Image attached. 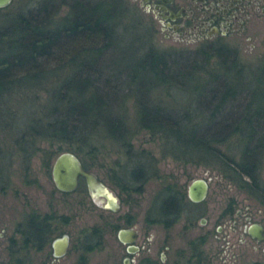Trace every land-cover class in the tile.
<instances>
[{"label": "trees", "instance_id": "16d2710c", "mask_svg": "<svg viewBox=\"0 0 264 264\" xmlns=\"http://www.w3.org/2000/svg\"><path fill=\"white\" fill-rule=\"evenodd\" d=\"M123 6L124 0H35L16 13L2 15L0 130L9 126V100L22 87L28 126L26 139L23 136L18 141L24 163L29 165L33 156L40 155L42 164L52 168L60 151L37 145L41 139L68 144V150L92 169L91 159L99 151L96 134H102L100 137L124 148L126 156L118 169L109 171L111 183L128 196L141 193L149 179L159 177L155 167L159 159L131 142V125L114 112L122 88L113 81L124 73L129 89L145 72L146 80L139 81L142 93L151 94L165 85L188 97L179 105H162L150 102L146 95L137 96L138 128L162 141V157L171 156L185 164H219L232 181L264 206V63L250 71L227 45L210 42L188 57L149 49L138 55L140 73L118 67L121 34L117 15ZM65 7L67 13L59 17ZM61 69L67 70L64 80L59 78ZM46 76L53 77L51 85L46 84ZM38 108L44 110L39 116ZM231 142L236 148L226 145ZM186 196L180 184L163 180L147 212V222L172 226L184 210ZM234 210L231 206L227 211ZM45 220L37 212L29 214L18 225L19 242L29 249L46 242L53 231ZM102 234L101 225L86 232L92 242L89 250L102 249ZM203 243L204 237L189 242L190 258L196 257L197 263L204 259Z\"/></svg>", "mask_w": 264, "mask_h": 264}, {"label": "rangeland", "instance_id": "374dc122", "mask_svg": "<svg viewBox=\"0 0 264 264\" xmlns=\"http://www.w3.org/2000/svg\"><path fill=\"white\" fill-rule=\"evenodd\" d=\"M34 1L13 0L10 5L0 8V21L3 14L16 13V9L26 8ZM112 5L116 6L117 1ZM67 10V7L63 8L58 16H64ZM247 12L249 16L243 24L245 29L240 26L233 34L215 39L218 41L215 42L217 46L227 45L229 51L238 54L248 70L254 71L264 63V13L251 6L240 16L247 15ZM117 16V31L121 34V41L118 42L120 52L116 65L124 69L143 72L139 67L138 55L142 56L149 49L165 51L175 57H188L195 56L194 51L205 44L204 39L194 32L180 35L162 25L153 8L145 6L142 0H124V6ZM105 59V63L107 61L113 67L111 60ZM66 71L59 70V78H63ZM144 73L140 74L139 81L146 80ZM52 78L46 76V84L51 85ZM126 79L124 73L114 78L113 83L122 88L121 98L115 101L114 112L127 119L131 125L134 147L147 149L159 159L155 166L159 177L149 179L141 193L133 192L129 196L121 193L111 183L109 171L118 169L125 162L124 148L109 138L100 137L102 134H96L100 139L99 151L91 159L95 164L91 170L112 191L119 205L117 209L105 207L102 199H94L83 179L77 190L68 193L60 191L53 179L52 168L47 169L42 164L40 155L33 156L29 165L22 161L21 141L18 140L25 137L28 126L24 118L27 113L23 102L24 89L20 87V92L17 90L11 95L8 105L12 111L9 115L10 124L0 130V264H9L11 261L8 246L13 242L10 238L20 240L21 235L16 228L33 212H55L69 216L68 223L60 224L63 232L72 236L71 244L68 253L56 262L49 246L40 252L19 253L17 256L24 260L23 264H79L82 249L78 239L84 235L83 231L96 225H101L105 230L104 247L89 253L87 264H264V240L253 238L246 231L250 223L264 225V206L232 181L219 164H185L171 156L163 158L162 141L153 137L148 130L138 128V94L140 98L146 95L150 102L162 105H179L187 101L188 97L178 94L176 88L167 90L165 85L155 88L151 94L149 91L142 93L139 81L131 84L134 89H128ZM254 80V77L251 78L252 82ZM40 95L44 97L45 93L42 91ZM43 112L42 108H38L37 116ZM37 145L52 147L60 153L69 151V145L59 141L40 139ZM226 145L236 148L232 142ZM84 156L80 153V157ZM261 175L264 180V163ZM195 178H205L209 183L208 195L201 202H192L187 194L188 186ZM163 180L180 184L187 194L183 212L170 227L161 223H148L146 218ZM231 206L235 210L228 213ZM128 226H134L140 234L137 244L141 249L132 257L128 256L125 244L117 236L121 227ZM199 237H204L201 246L204 259L197 263L196 257L190 258L189 242Z\"/></svg>", "mask_w": 264, "mask_h": 264}, {"label": "flooded vegetation", "instance_id": "af4514ba", "mask_svg": "<svg viewBox=\"0 0 264 264\" xmlns=\"http://www.w3.org/2000/svg\"><path fill=\"white\" fill-rule=\"evenodd\" d=\"M142 2L145 6L148 5V7L153 8L162 25L166 26L168 29L180 33V35L194 32L199 35V38L202 37L204 39L205 44L215 42L217 41L215 39H221L224 36L233 34L238 28H240V26H243L246 18L249 16V13L247 12L248 14L244 16H240V14L241 12L245 11L246 8L249 9L251 6H255L256 10L261 9L262 13H264V0H142ZM241 29H245V27L243 26ZM38 214L42 220L47 218L48 224H51L53 234L47 238L46 242L42 243V245H39L36 249H29L27 246L25 247L24 244L19 242L20 240L18 241L13 237L10 238L11 242L13 243L8 246L10 256L12 258L11 261H9V264H23L24 260L17 256L19 253L31 251L40 252L45 250L47 246L51 247L50 251L52 252L55 262L60 260L68 253L72 236L67 232H63L61 224L68 223L70 217L67 215L60 216L55 212L46 214L38 212ZM47 221L45 220L44 222L47 224ZM91 228L89 230H91ZM101 228L103 232V248L105 230L102 226ZM128 228H134V226L121 227L117 232V236L118 239L123 244H125L128 256L132 257V255H135L141 249L140 245L137 244V239L139 238L140 234L137 231L138 236L133 243L125 242L120 238L119 231L121 229ZM18 229L19 228L17 227V232H19ZM134 229L136 230V228ZM89 230L83 231L84 235L78 239V245L80 246V249H82V253L78 259L79 264H87L88 254L92 252L89 250L92 246V242L90 237L86 235V232H89ZM65 234L68 236L69 243L66 252L62 255H59L57 253V249L55 248L54 241ZM131 246L134 247L132 250H129ZM94 250L99 249L96 246Z\"/></svg>", "mask_w": 264, "mask_h": 264}, {"label": "water", "instance_id": "95a60500", "mask_svg": "<svg viewBox=\"0 0 264 264\" xmlns=\"http://www.w3.org/2000/svg\"><path fill=\"white\" fill-rule=\"evenodd\" d=\"M13 0H0V8L11 4ZM52 175L57 188L62 192L77 190L81 180H85L90 194L94 199H102L106 207L117 209V199L97 173L87 169L77 154L72 151H63L55 158L52 165ZM209 192V183L205 178H195L188 186V197L193 202L203 201ZM246 231L255 239L264 240V225L259 222L250 223ZM119 236L125 242L133 243L138 236L134 228L121 229ZM68 236L65 234L54 241L57 253L62 255L68 246ZM131 246L129 250H132Z\"/></svg>", "mask_w": 264, "mask_h": 264}]
</instances>
